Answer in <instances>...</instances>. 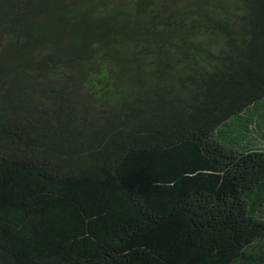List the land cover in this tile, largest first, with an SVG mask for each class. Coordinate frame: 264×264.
<instances>
[{
    "label": "trees",
    "instance_id": "obj_1",
    "mask_svg": "<svg viewBox=\"0 0 264 264\" xmlns=\"http://www.w3.org/2000/svg\"><path fill=\"white\" fill-rule=\"evenodd\" d=\"M0 264H264V0H0Z\"/></svg>",
    "mask_w": 264,
    "mask_h": 264
}]
</instances>
